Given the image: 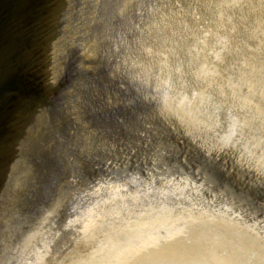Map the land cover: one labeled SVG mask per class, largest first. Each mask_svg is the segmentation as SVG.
<instances>
[{
    "label": "water",
    "instance_id": "obj_1",
    "mask_svg": "<svg viewBox=\"0 0 264 264\" xmlns=\"http://www.w3.org/2000/svg\"><path fill=\"white\" fill-rule=\"evenodd\" d=\"M0 264H264V0H0Z\"/></svg>",
    "mask_w": 264,
    "mask_h": 264
}]
</instances>
